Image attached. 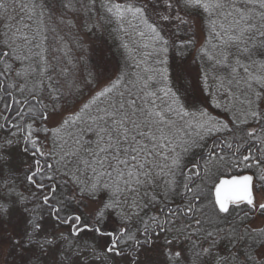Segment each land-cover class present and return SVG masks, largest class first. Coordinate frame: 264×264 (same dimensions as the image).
Wrapping results in <instances>:
<instances>
[{
	"label": "snow or ice",
	"instance_id": "obj_1",
	"mask_svg": "<svg viewBox=\"0 0 264 264\" xmlns=\"http://www.w3.org/2000/svg\"><path fill=\"white\" fill-rule=\"evenodd\" d=\"M0 264H264V0H0Z\"/></svg>",
	"mask_w": 264,
	"mask_h": 264
}]
</instances>
